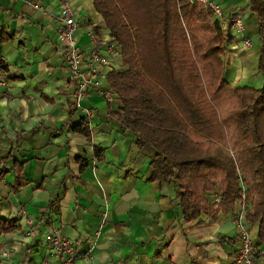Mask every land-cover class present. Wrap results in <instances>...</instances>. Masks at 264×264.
I'll return each instance as SVG.
<instances>
[{"label": "crops", "instance_id": "1", "mask_svg": "<svg viewBox=\"0 0 264 264\" xmlns=\"http://www.w3.org/2000/svg\"><path fill=\"white\" fill-rule=\"evenodd\" d=\"M209 1L223 9L224 21L212 17L223 28L227 18L240 15L250 39L248 47L237 48L243 45L242 36L229 26L225 79L238 88L247 85L242 84L244 75L248 86L261 87L262 78L256 76L258 21L248 0ZM60 2L0 0V59L5 58L8 77L0 84V168L12 169L17 159L27 182L14 189L13 169L0 179V220L13 228L0 232V264H37L43 259L53 264L46 239L50 230L75 240L83 255L77 264H232L240 238L233 211L214 220L202 212L186 221L177 209L180 196L173 186L146 180L154 151L148 145L139 149L134 134L115 121L111 111L118 109L116 99L109 102L100 91L109 85L107 76L100 85L89 86L85 105L93 113L90 120L84 109L75 107L76 81L53 13ZM35 3L47 12L34 8ZM71 4L84 49L90 45L87 29L102 37L109 34L93 0ZM2 34L13 38L4 42ZM109 65L100 67L106 75L121 62L110 57ZM82 120L91 127L89 139L73 131ZM97 146L104 148L102 160L94 156ZM78 158L89 161L83 171ZM19 207L25 209L27 223L18 215ZM245 223L254 244L264 251L258 226ZM28 229L36 233L27 235ZM253 264H264V255Z\"/></svg>", "mask_w": 264, "mask_h": 264}, {"label": "trees", "instance_id": "2", "mask_svg": "<svg viewBox=\"0 0 264 264\" xmlns=\"http://www.w3.org/2000/svg\"><path fill=\"white\" fill-rule=\"evenodd\" d=\"M93 4L121 62L107 74L118 104L112 116L134 134L139 149L148 145L154 151L146 180L173 186L180 196L177 209L186 221L202 212L214 220L233 211L243 192V220L257 225V237L264 240V0H248L258 21L259 88H233L225 79L230 23L223 28L208 5L191 0ZM11 38L1 35L4 42ZM72 128L91 136L86 120ZM94 156L104 159V148L95 147ZM77 160L83 171L89 161ZM23 168L15 159L16 190L27 183ZM12 169L1 167L0 179ZM11 229L6 219L0 220V232Z\"/></svg>", "mask_w": 264, "mask_h": 264}, {"label": "built area", "instance_id": "3", "mask_svg": "<svg viewBox=\"0 0 264 264\" xmlns=\"http://www.w3.org/2000/svg\"><path fill=\"white\" fill-rule=\"evenodd\" d=\"M200 2L207 4L214 14L220 19H223V9L218 3L210 2L209 0H191V2ZM34 8L40 9L42 12H47L46 7L41 3H35ZM57 17L59 35L58 41L61 43V49L67 60L68 69L71 70L75 77V106L77 109H84L87 113V119L93 115L92 111L85 105V98L91 84H99V81L106 78L104 69L101 66L106 65L109 67L110 57H118V48L114 40H112L110 33L107 36H99L91 29L86 30V34L90 41L88 49H84L79 41L78 30L80 24L71 0H61L56 10L53 12ZM225 22H229L232 29L242 36L243 45L237 48L247 47L250 45V39L244 34L245 23L240 15H232ZM229 45L226 44V48ZM232 48V47H231ZM235 48V49H237ZM5 58L1 57L0 67L4 64ZM85 67L88 72L85 71ZM3 69V68H2ZM3 70H0V84L3 85L7 80V75ZM100 91L104 98L109 102L114 100V94L110 85L101 86ZM241 198L236 202L233 210V219L239 227V243L236 253L233 256L232 264H253L255 259L260 255H264V251L253 242L252 237L249 235L246 223L243 220L244 215V201L245 194L241 193ZM215 200L218 201L219 197L216 195ZM18 215L21 220L28 222V216L24 208L19 207ZM27 235H34L35 230L28 229ZM46 239L52 249V255L55 258L53 261L56 264H77L83 257L82 253L78 251V245L74 239H70L52 230L47 231ZM37 264H52L50 259H43Z\"/></svg>", "mask_w": 264, "mask_h": 264}, {"label": "rangeland", "instance_id": "4", "mask_svg": "<svg viewBox=\"0 0 264 264\" xmlns=\"http://www.w3.org/2000/svg\"><path fill=\"white\" fill-rule=\"evenodd\" d=\"M247 47H248V46H247ZM243 74H245V73H243ZM256 76H257V77H260V74H259V73H257V74H256ZM256 76H255V77H256ZM241 78H242V80L244 81V82H242V84H247V85H245V86H248L249 84H248V83H246L245 79H243V78H244V75H242V77H241ZM260 78H261V77H260ZM75 107H76V106H75Z\"/></svg>", "mask_w": 264, "mask_h": 264}]
</instances>
